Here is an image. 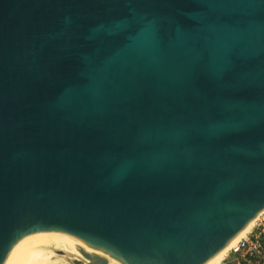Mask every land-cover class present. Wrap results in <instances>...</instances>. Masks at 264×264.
Listing matches in <instances>:
<instances>
[{"label":"water","instance_id":"obj_1","mask_svg":"<svg viewBox=\"0 0 264 264\" xmlns=\"http://www.w3.org/2000/svg\"><path fill=\"white\" fill-rule=\"evenodd\" d=\"M263 211L264 0H0V264H205Z\"/></svg>","mask_w":264,"mask_h":264},{"label":"built area","instance_id":"obj_2","mask_svg":"<svg viewBox=\"0 0 264 264\" xmlns=\"http://www.w3.org/2000/svg\"><path fill=\"white\" fill-rule=\"evenodd\" d=\"M250 233L233 245L228 254L239 257L236 264H264V213Z\"/></svg>","mask_w":264,"mask_h":264},{"label":"bare ground","instance_id":"obj_3","mask_svg":"<svg viewBox=\"0 0 264 264\" xmlns=\"http://www.w3.org/2000/svg\"><path fill=\"white\" fill-rule=\"evenodd\" d=\"M264 213V211L262 212V214ZM259 217H257L256 219H254L253 221H251L244 229L243 231L239 234V236L234 239L230 244H228L221 252H219L216 256H214L212 259H210L209 261H207L205 264H220L222 263V261L224 260V257L226 256V254L228 253L229 249L235 245L237 242H239L242 238H244L248 232L250 231V229H252V227L254 226V224H256V221L258 220ZM68 261L73 262L74 264L76 262H80L81 264H86L88 263V261L85 260H81L78 258H73V259H68ZM67 264V262L65 260L62 261H54L51 264Z\"/></svg>","mask_w":264,"mask_h":264},{"label":"rangeland","instance_id":"obj_4","mask_svg":"<svg viewBox=\"0 0 264 264\" xmlns=\"http://www.w3.org/2000/svg\"><path fill=\"white\" fill-rule=\"evenodd\" d=\"M258 221V220H257ZM256 221V222H257ZM257 225V223L256 224H254V226H256ZM253 226V227H254ZM252 227V228H253ZM250 231H251V229H250ZM250 231L248 232V234L250 233ZM239 257H237V256H233V255H230V254H226V256L224 257V260L222 261V263H220V264H236L238 261H239ZM66 262H67V264H74L73 262H71V261H68V260H65ZM66 264V263H65Z\"/></svg>","mask_w":264,"mask_h":264}]
</instances>
